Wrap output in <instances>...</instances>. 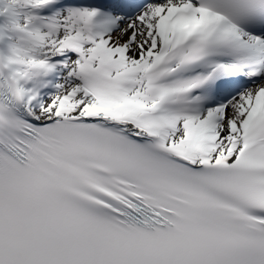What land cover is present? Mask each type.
Masks as SVG:
<instances>
[{"label": "snow or ice", "instance_id": "obj_1", "mask_svg": "<svg viewBox=\"0 0 264 264\" xmlns=\"http://www.w3.org/2000/svg\"><path fill=\"white\" fill-rule=\"evenodd\" d=\"M0 264H264V0H0Z\"/></svg>", "mask_w": 264, "mask_h": 264}]
</instances>
